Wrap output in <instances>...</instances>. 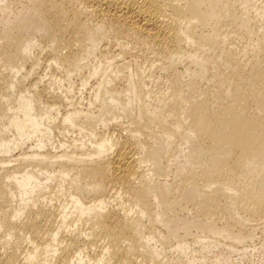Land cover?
<instances>
[{"label": "bare ground", "instance_id": "bare-ground-1", "mask_svg": "<svg viewBox=\"0 0 264 264\" xmlns=\"http://www.w3.org/2000/svg\"><path fill=\"white\" fill-rule=\"evenodd\" d=\"M258 226L264 0H0V264H210Z\"/></svg>", "mask_w": 264, "mask_h": 264}, {"label": "rangeland", "instance_id": "rangeland-1", "mask_svg": "<svg viewBox=\"0 0 264 264\" xmlns=\"http://www.w3.org/2000/svg\"><path fill=\"white\" fill-rule=\"evenodd\" d=\"M101 45H103V44H101ZM101 47H102L101 49H104L103 48L104 46H101ZM37 50L38 49H36L35 54L38 53ZM38 56L40 57V61H43V60H41L43 58V54L38 53ZM119 58L122 59L121 57H119ZM128 59H129V57H127V60ZM137 60H138V58H137ZM42 63H43V66H42ZM42 63L40 65V68L38 71L42 70L41 67L42 68L45 67L44 61ZM161 71L162 70H160L159 72H161ZM157 72H158V70H157ZM222 222H223V220H221L219 222V224L221 225ZM258 227H256L255 236L252 240L245 241L243 243L244 245L243 244H237L236 245L237 247H235V248H237L238 251H235L236 249H234V248L233 249L229 248L225 244V242H227V243H229V242L224 240L221 236H218L217 237V243H218L217 246L211 247L209 250H203L202 252L206 253V256L209 259L208 262L210 264H214L215 259H213V258H215V254H219L220 259L227 264H264V230H262V226H258ZM249 245H255V247L257 248L253 251L254 253L252 251H250L252 249V246H249ZM246 246H249L246 251L251 252L253 254H251V253L245 254V255L240 254L241 250L243 248H245ZM170 252L171 251H169V250L164 252V254H162V257H161L162 260L175 258L177 253H173V252L170 253ZM195 254H197V253H195ZM199 254H201V253H199Z\"/></svg>", "mask_w": 264, "mask_h": 264}]
</instances>
